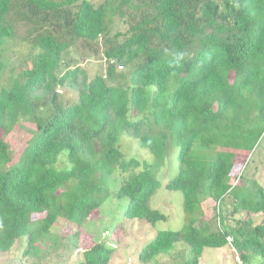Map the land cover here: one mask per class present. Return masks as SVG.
<instances>
[{"label":"trees","instance_id":"16d2710c","mask_svg":"<svg viewBox=\"0 0 264 264\" xmlns=\"http://www.w3.org/2000/svg\"><path fill=\"white\" fill-rule=\"evenodd\" d=\"M116 19L125 31L113 32ZM17 21L27 27L22 41L30 50L17 73L9 69L8 86L0 85V130L8 134L31 117L36 132L14 165L0 139V253L19 244L33 264H53L44 258L55 247L67 255L79 233L60 241L53 229L81 227L111 195L116 171L126 219L152 228L167 221L149 202L177 148L178 172L164 188L181 193L185 219L180 230L157 232L140 261L171 255L182 242L179 264H199L205 248H222L230 235L243 262H264L263 223L246 217L220 233L201 211V199H210L219 209L231 203L232 214H264L255 176L231 185L241 168L236 157L250 158L264 132V0H0V80ZM78 40L101 42L104 73L90 78L79 66L59 73ZM63 87L77 92L74 103L63 104ZM124 134L153 160L125 158ZM61 158L68 165L59 168ZM113 252L95 242L77 264H108Z\"/></svg>","mask_w":264,"mask_h":264},{"label":"rangeland","instance_id":"374dc122","mask_svg":"<svg viewBox=\"0 0 264 264\" xmlns=\"http://www.w3.org/2000/svg\"><path fill=\"white\" fill-rule=\"evenodd\" d=\"M92 4L97 5L102 0H89ZM113 32L125 31L126 26L122 20H115L113 24ZM16 40L11 41L7 45L4 53V58L7 61V69L4 72L0 85L9 77V69L13 68L17 73L25 63L30 47L22 39L26 34L27 27L17 21L15 23ZM101 42H85L78 40L73 47H70L67 55L64 56V64H62L59 73H63L65 69L79 66L91 78L96 74L104 73L105 60L103 58ZM122 72L125 69H117ZM8 86L7 83L3 84ZM59 97L63 104H72L77 99V92L70 87H63L57 90ZM50 105L39 108L38 114L46 116L49 112ZM36 132V124L33 118H22L18 125L8 134H4L0 130V139L8 144L11 150V164L17 163L23 149L27 142ZM126 135V134H124ZM118 148L124 153L125 158L135 157L139 160H153L152 155L144 148H142L138 141L131 136H122ZM178 149H172L171 155L164 161L163 166L157 173V179L160 183L159 188L150 198L149 205L153 209H157L166 216L168 220L159 222L152 228L144 221L137 219L128 220L124 217L123 211L126 206L125 200H118L115 198V191L118 189L121 177L116 171L109 177L107 187L111 195L100 205L81 227L74 229L72 225L61 222L54 229L53 233L60 241L63 237L72 235L75 231L79 236L75 240V249H69L67 255L59 252L58 248H54L52 252L45 256L44 261L53 264H77L82 260V251L90 248L95 242L110 243L114 248L108 264H143L139 255L142 249L156 236L159 231H177L180 230L185 216L182 209L183 197L180 192L168 191L164 188L167 181L173 178L178 172ZM65 158H61L58 164L59 168L67 166ZM235 166L240 168L239 176L231 180V185H241L242 179H250V176H255L260 186L264 188V132L259 139L258 146L249 158L241 154L235 159ZM255 168H257L255 170ZM241 174V176H240ZM201 211L204 222H207L209 229L218 230L217 226V204L210 199H201ZM233 207L229 203L224 207L220 206L219 216L223 230L234 227L236 222L243 221L246 217L251 218L252 226L259 223L264 224V214H250L247 215L244 211L239 214H232ZM185 244L178 243L171 255L161 256L155 261L148 264H179L182 260L185 251ZM20 245L16 246L8 253H0V264H33L31 259L21 258ZM233 251L226 244L222 248H205L203 250L202 264H234ZM251 264H264L260 258L252 259Z\"/></svg>","mask_w":264,"mask_h":264},{"label":"built area","instance_id":"2783aa9c","mask_svg":"<svg viewBox=\"0 0 264 264\" xmlns=\"http://www.w3.org/2000/svg\"><path fill=\"white\" fill-rule=\"evenodd\" d=\"M217 226H218V231L220 233H223L224 230L221 226V221H220V216H219V208H218V203H217ZM225 241H226V244L232 249L233 251V260H234V264H247L245 262H243L241 259H240V256L238 254V252L236 251V249L234 248L233 246V238L230 236V235H226L225 236Z\"/></svg>","mask_w":264,"mask_h":264},{"label":"crops","instance_id":"0c3cea01","mask_svg":"<svg viewBox=\"0 0 264 264\" xmlns=\"http://www.w3.org/2000/svg\"><path fill=\"white\" fill-rule=\"evenodd\" d=\"M202 259H203V251H202V254H201L200 259H199V264H202Z\"/></svg>","mask_w":264,"mask_h":264}]
</instances>
